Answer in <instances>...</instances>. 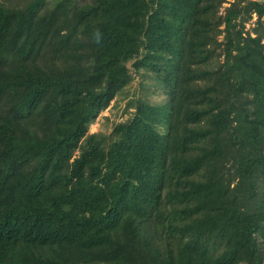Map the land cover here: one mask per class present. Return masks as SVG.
Wrapping results in <instances>:
<instances>
[{
	"label": "trees",
	"instance_id": "16d2710c",
	"mask_svg": "<svg viewBox=\"0 0 264 264\" xmlns=\"http://www.w3.org/2000/svg\"><path fill=\"white\" fill-rule=\"evenodd\" d=\"M0 264H264V1L0 0Z\"/></svg>",
	"mask_w": 264,
	"mask_h": 264
},
{
	"label": "rangeland",
	"instance_id": "374dc122",
	"mask_svg": "<svg viewBox=\"0 0 264 264\" xmlns=\"http://www.w3.org/2000/svg\"><path fill=\"white\" fill-rule=\"evenodd\" d=\"M264 1V0H263ZM252 24L248 25L251 28ZM131 69V62L128 63ZM132 81L125 91L117 97L110 106L103 111L96 121L90 125L89 132L109 133L116 123L127 120L134 111L133 103L136 100H147L153 103H162L166 96L159 86L156 85L152 77L144 73H135L130 70Z\"/></svg>",
	"mask_w": 264,
	"mask_h": 264
}]
</instances>
